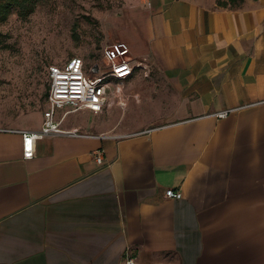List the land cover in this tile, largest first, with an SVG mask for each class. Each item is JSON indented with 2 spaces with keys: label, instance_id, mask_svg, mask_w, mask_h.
<instances>
[{
  "label": "crops",
  "instance_id": "0c3cea01",
  "mask_svg": "<svg viewBox=\"0 0 264 264\" xmlns=\"http://www.w3.org/2000/svg\"><path fill=\"white\" fill-rule=\"evenodd\" d=\"M217 1L139 0L120 16L114 40L172 91L156 124L105 117L141 97L127 92L137 67L103 112L66 117L82 134L39 138L32 158L20 130L43 113L0 127V264H125L127 251L135 264H264V0Z\"/></svg>",
  "mask_w": 264,
  "mask_h": 264
},
{
  "label": "rangeland",
  "instance_id": "374dc122",
  "mask_svg": "<svg viewBox=\"0 0 264 264\" xmlns=\"http://www.w3.org/2000/svg\"><path fill=\"white\" fill-rule=\"evenodd\" d=\"M137 1L0 0V127L31 128L41 120L48 67L73 57L88 66L98 62L115 39L121 14ZM134 77L127 92H141L139 100L126 97L104 112L127 132L164 119L173 99L152 67L137 68Z\"/></svg>",
  "mask_w": 264,
  "mask_h": 264
},
{
  "label": "built area",
  "instance_id": "2783aa9c",
  "mask_svg": "<svg viewBox=\"0 0 264 264\" xmlns=\"http://www.w3.org/2000/svg\"><path fill=\"white\" fill-rule=\"evenodd\" d=\"M144 66L142 59L131 55L128 45L113 40L103 49L101 59L88 66L81 57H73L64 63L51 64L47 70L46 106L43 110L42 125L37 130H20L22 134V150L25 159L35 154V141L44 136L58 134H82L77 130H65L62 123L66 117L81 109L93 113L103 112L110 106L112 97L122 93L124 80L133 74L137 67ZM118 86L113 89V82ZM229 110L217 113L223 117ZM98 162L103 160V149L94 151ZM168 198H180L179 189L168 188ZM135 258L125 254V264H135Z\"/></svg>",
  "mask_w": 264,
  "mask_h": 264
},
{
  "label": "trees",
  "instance_id": "16d2710c",
  "mask_svg": "<svg viewBox=\"0 0 264 264\" xmlns=\"http://www.w3.org/2000/svg\"><path fill=\"white\" fill-rule=\"evenodd\" d=\"M244 0H218L217 1V4L219 6H223V7H227V6H230V7H237L239 6ZM3 5L1 4L0 2V6ZM7 8H8V4L6 5V11H7Z\"/></svg>",
  "mask_w": 264,
  "mask_h": 264
}]
</instances>
